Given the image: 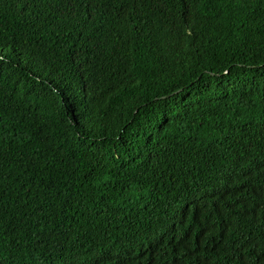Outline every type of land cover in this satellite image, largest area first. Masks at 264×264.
Here are the masks:
<instances>
[{"label":"trees","instance_id":"obj_1","mask_svg":"<svg viewBox=\"0 0 264 264\" xmlns=\"http://www.w3.org/2000/svg\"><path fill=\"white\" fill-rule=\"evenodd\" d=\"M0 264H264V0H0Z\"/></svg>","mask_w":264,"mask_h":264}]
</instances>
